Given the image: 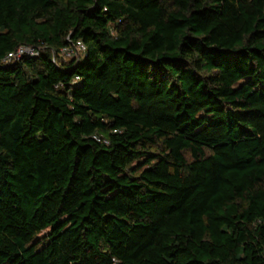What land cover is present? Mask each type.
<instances>
[{
  "label": "trees",
  "instance_id": "16d2710c",
  "mask_svg": "<svg viewBox=\"0 0 264 264\" xmlns=\"http://www.w3.org/2000/svg\"><path fill=\"white\" fill-rule=\"evenodd\" d=\"M0 264H264V0H0Z\"/></svg>",
  "mask_w": 264,
  "mask_h": 264
},
{
  "label": "built area",
  "instance_id": "2783aa9c",
  "mask_svg": "<svg viewBox=\"0 0 264 264\" xmlns=\"http://www.w3.org/2000/svg\"><path fill=\"white\" fill-rule=\"evenodd\" d=\"M87 51V46L85 44L78 40L76 42H72L71 45L66 46L61 51V56L65 59H71L72 57H81L85 52ZM24 54L27 55H38L39 52L36 51L34 48L22 45L18 47V49L14 52L9 53L7 56L8 60H17L20 59Z\"/></svg>",
  "mask_w": 264,
  "mask_h": 264
},
{
  "label": "rangeland",
  "instance_id": "374dc122",
  "mask_svg": "<svg viewBox=\"0 0 264 264\" xmlns=\"http://www.w3.org/2000/svg\"><path fill=\"white\" fill-rule=\"evenodd\" d=\"M60 57H61L60 59H64L62 56H60ZM44 233L40 234L39 237H42L44 235Z\"/></svg>",
  "mask_w": 264,
  "mask_h": 264
}]
</instances>
